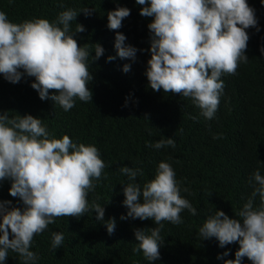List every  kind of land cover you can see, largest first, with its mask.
<instances>
[{
    "label": "trees",
    "instance_id": "trees-1",
    "mask_svg": "<svg viewBox=\"0 0 264 264\" xmlns=\"http://www.w3.org/2000/svg\"><path fill=\"white\" fill-rule=\"evenodd\" d=\"M247 2L255 9L260 31L246 30L250 37L246 51L249 61L241 62L234 75L221 76L224 89L218 110L206 120L190 98L149 87L145 71L151 58L147 25L152 18L139 15L143 6L135 0H0V11L13 23L33 18L55 22L61 11L93 9L95 12L87 17L79 13L70 28L74 33L76 24L84 26L83 33L74 35L79 46L98 43L104 49L103 56L92 62L95 48H89L91 102L77 98L67 112L51 100L39 99L31 88L34 78L25 75L12 84L0 76V113L7 112L10 118L18 114L44 120L54 138L67 135L74 143L95 146L105 163L88 202L104 207V222L114 218V232L108 234L105 223L97 221L91 208L79 218H55L42 234L34 236L30 250L39 257L36 264H224V260L235 259L238 244L221 248L215 238L203 240L199 228L216 210L235 218L254 190L253 173L259 169L264 176V54L260 51L264 47V4L261 0ZM117 7L130 9L118 31L126 37V45L138 49L134 62L117 57L116 32L107 27V13ZM109 56L116 59L108 62ZM125 64L131 65L127 73L122 70ZM192 116L198 119L193 121ZM162 138H173L175 148L148 146ZM161 162L171 164L181 196L189 200L197 214L193 216L185 209L182 224L162 222L160 259L150 262L142 252L132 251L137 243L134 230L148 231L159 225L151 220L121 219L128 211L123 205L122 186L128 177L119 168L142 169L143 175L136 180L142 186L155 178ZM10 187V180L0 181V201L11 202L10 209L23 210L22 201L9 194ZM185 188L189 191H183ZM259 205L257 196L254 207ZM52 232L65 237L63 245L55 250ZM226 251L228 256L217 259ZM5 264L22 262L10 250ZM242 264L251 262L244 258Z\"/></svg>",
    "mask_w": 264,
    "mask_h": 264
},
{
    "label": "clouds",
    "instance_id": "clouds-1",
    "mask_svg": "<svg viewBox=\"0 0 264 264\" xmlns=\"http://www.w3.org/2000/svg\"><path fill=\"white\" fill-rule=\"evenodd\" d=\"M135 3L143 6L140 16L152 18L147 25L151 34V58L145 71L149 87L156 92L163 90L164 94L190 98L200 109V116L211 120L224 89L221 76L234 75L241 62L249 61L246 51L250 37L246 30L260 31L255 9L247 0H135ZM81 12L87 17L95 11L84 8ZM79 13L67 9L59 13L55 22L33 18L13 23L0 11V76L12 84L19 83L25 75L34 78L31 88L39 99L51 100L66 112L75 106L77 98L91 102L89 48H95L92 62L103 56L104 49L98 43L78 45L74 35L83 33L85 28L76 24L73 33L70 24ZM129 15L127 7L109 11L107 27L116 32L117 57L134 62L138 49L126 45V37L118 31ZM260 51L264 54V47ZM115 59L107 58L108 62ZM130 68V64H125L122 70L127 73ZM43 121L32 115L16 114L10 118L7 112L0 113V181H11L9 194L19 198L24 206L23 210L10 209L11 202L0 201V264H5L10 250L18 254L22 264H36L39 257L30 250L34 236L42 234L55 218H79L91 208L97 221L104 222V207L88 202L89 193L96 187L94 181L102 178L105 169L98 149L74 143L67 135L54 138ZM219 138L222 137L214 136ZM148 146L160 149L176 145L173 138H162ZM119 172L128 177V182L122 185L123 205L128 211L121 219L151 220L159 225L148 231L134 230L137 243L132 251L142 252L150 262L159 260L162 222L182 224L181 213L187 209L195 216L196 209L181 196L176 173L167 162L159 163L155 178L142 186L136 182L143 175L142 169L125 166ZM251 182L254 190L235 218L216 210L199 228L203 240L215 238L221 248L238 244L235 259L224 260V264H242L244 258L251 264H264V176L259 169L253 173ZM257 196L260 205L254 207ZM104 223L111 235L116 227L114 218ZM64 239L63 233L52 232V248L61 247ZM228 255L226 251L217 259Z\"/></svg>",
    "mask_w": 264,
    "mask_h": 264
}]
</instances>
